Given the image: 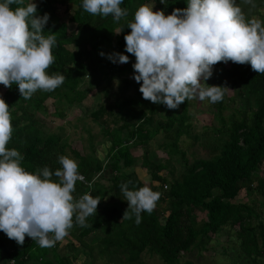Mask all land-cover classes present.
Wrapping results in <instances>:
<instances>
[{
	"label": "trees",
	"instance_id": "1",
	"mask_svg": "<svg viewBox=\"0 0 264 264\" xmlns=\"http://www.w3.org/2000/svg\"><path fill=\"white\" fill-rule=\"evenodd\" d=\"M29 3L31 0H24L22 6ZM35 3L37 16L49 15L43 34L56 37L54 63L46 71L49 75L62 74L65 79L54 91L37 90L30 99L22 97L18 85L6 88L0 84V91L4 90L0 97L9 105L13 126L7 148L16 149L23 157L21 166L33 174L45 167L53 173L62 169L61 156L76 159L84 180L76 182L74 201L90 194L100 203L96 213L86 218L85 226L76 222L74 214L65 253L59 251L61 241L53 247H40L26 236L24 244L18 245L0 231V264H14L13 260L15 264H77L80 254L79 264H95L97 255L109 264H142L146 252L165 264H180L183 255L193 249L209 250L214 236L226 227L237 228L239 248L248 259L264 264V211L258 210L256 199H251L253 194L264 198V74L254 72L250 64L231 61L213 66L221 76L215 86H230L234 95L228 96L224 90L222 100L214 103L215 118L222 126L206 127L201 142L210 148V156L190 161L181 148L182 137L187 135L197 142L201 136L190 121V100L177 109L145 100L139 91L142 81L137 83L134 78L136 57L126 51L124 39L140 6L152 3L170 15L176 8H187L188 0H122L120 7L127 15L118 22L112 15L86 12L83 0ZM64 13H71L68 20ZM70 22L75 24L72 31ZM109 46L113 47L112 54L128 55L129 61L113 63L108 58ZM93 89H99V96L94 105H85V116L91 117L99 126L100 136L109 141L107 154L98 155L96 135L88 128L89 153L72 148V156L67 138L52 132L48 119L65 118L74 106L83 108ZM238 100L246 105L224 115L226 102ZM51 103L53 112H49ZM78 125L85 128L83 122ZM160 134L164 135L160 147L168 154L167 162L151 149V141ZM136 146L144 149L140 164L148 170L151 182L141 179L133 168L137 159L131 149ZM176 155L178 172L168 164ZM52 179L59 178L53 175ZM104 180L111 185L106 187ZM125 183L129 190L147 185L160 193L154 210L142 212L139 224L121 191ZM243 190L246 195L240 198ZM127 209L131 219H123ZM198 213H205V217L198 219Z\"/></svg>",
	"mask_w": 264,
	"mask_h": 264
},
{
	"label": "clouds",
	"instance_id": "2",
	"mask_svg": "<svg viewBox=\"0 0 264 264\" xmlns=\"http://www.w3.org/2000/svg\"><path fill=\"white\" fill-rule=\"evenodd\" d=\"M121 3L83 0V8L92 15H112L118 22L127 15ZM13 4L21 6L12 8ZM22 5L24 0H0V84L6 88L16 84L22 97L30 99L37 90L54 91L65 77L46 71L54 63L56 44L54 34H43L49 15L37 16L34 0ZM128 28L126 51L136 57L133 67L135 80L142 81L139 91L145 100L169 109L196 98L222 100L227 87L206 83L219 62L250 64L254 72L264 74V22L246 18L235 0H188L187 8H176L170 15L145 4ZM108 58L113 63L129 61L121 53ZM12 133L9 105L0 97V231L18 245L28 236L40 247H53L69 234L74 214L76 222L85 226L100 200L84 194L74 201L76 182L84 177L68 156L59 157L62 169L54 173L47 167L36 174L26 171L21 154L7 148ZM120 187L135 222L141 223V213L154 210L160 193L147 185L138 190H129L127 183ZM128 209L123 219H131Z\"/></svg>",
	"mask_w": 264,
	"mask_h": 264
},
{
	"label": "rangeland",
	"instance_id": "3",
	"mask_svg": "<svg viewBox=\"0 0 264 264\" xmlns=\"http://www.w3.org/2000/svg\"><path fill=\"white\" fill-rule=\"evenodd\" d=\"M38 0H34L37 2ZM33 2V0H31ZM236 4L241 7L243 13L246 18H256L264 22V0H252L251 3L245 2V0H235ZM148 6L152 7L154 11H161L158 8H155L152 3L148 4ZM60 11L63 13L64 8H60ZM164 11V10H162ZM165 15H168L167 11H164ZM65 20H68L71 13H64ZM69 31H72L75 28L74 23H69ZM111 50L113 47L109 46L108 48ZM220 74L218 71L213 70V75L206 81L209 86H215L220 83L217 79L220 78ZM115 87L117 86V82H114ZM225 86V85H224ZM225 92L228 96H233L234 91L230 86H225ZM4 90L0 91V94H3ZM99 89H93L89 96L84 100V107L74 106L67 110V116L65 118H59L50 116L49 128L52 132L63 135L67 138L70 143V147L68 148L69 154H72L71 149H77L83 154L89 153V131L96 135L94 140L96 149L98 151V155L103 157L107 154V147L109 145V141H107L104 137L99 134V126L92 121L90 116H85V113H88V110L85 109V105H94L99 96ZM228 107L223 111L224 115H229L235 111L236 108H243L246 103L238 100L237 102H226ZM55 110L54 105L51 103L49 107V112H53ZM214 103L209 102V100L205 99L204 101H200L198 98L190 100L189 112L191 114L190 121L193 124V130L196 134L201 135L197 142H194L193 139L189 138L187 135H183L181 141V148L186 151V156L192 161L195 157H209L210 156V148L205 147L206 145H202L201 142L205 136H202L206 127L212 125L222 126V122L215 118L214 113ZM228 118V117H227ZM81 120V121H80ZM79 122H83L85 128H81L80 125L77 126ZM87 129V130H86ZM214 135V134H213ZM164 135H158L154 140L151 141V149L153 152L155 151L157 156H159L164 162L168 161V154L166 150L160 147V144L164 141ZM132 154L137 159V163L134 164L133 168L139 175L141 179L146 182H151L152 178L149 174L148 170L144 168L140 164V159L143 158L144 149L142 146H136L131 149ZM176 157L174 156L169 161V166L171 165L174 168L175 172H178L180 168V164L176 161ZM76 160V159H75ZM263 174V173H262ZM104 185L109 187L111 184L108 180H104ZM246 192L243 190L241 192L240 198L245 197ZM251 199L257 200L258 210L264 211V198L261 194H253ZM205 217V213H198V219H203ZM264 218V212H263ZM235 227H226L225 230L219 235L214 236L213 241L209 245V250L200 251L198 249H193L191 252L183 255L180 264H187L188 261H192L193 264H254L250 259H248L240 250L238 239L235 234ZM69 242V237H65L63 241L60 242L59 251L61 253L68 252V248L66 245ZM80 259L77 264L81 263L83 255L80 254ZM95 264H109L107 260L102 259L99 255L95 260ZM142 264H165L161 258H159L155 254L151 253H143L141 257Z\"/></svg>",
	"mask_w": 264,
	"mask_h": 264
},
{
	"label": "built area",
	"instance_id": "4",
	"mask_svg": "<svg viewBox=\"0 0 264 264\" xmlns=\"http://www.w3.org/2000/svg\"><path fill=\"white\" fill-rule=\"evenodd\" d=\"M12 263H14V264H15V260H13V261H12Z\"/></svg>",
	"mask_w": 264,
	"mask_h": 264
}]
</instances>
